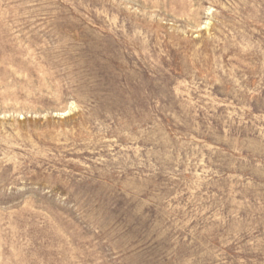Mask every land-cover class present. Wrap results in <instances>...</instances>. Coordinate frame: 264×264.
Here are the masks:
<instances>
[{
    "label": "rangeland",
    "instance_id": "1",
    "mask_svg": "<svg viewBox=\"0 0 264 264\" xmlns=\"http://www.w3.org/2000/svg\"><path fill=\"white\" fill-rule=\"evenodd\" d=\"M0 264H264V0H0Z\"/></svg>",
    "mask_w": 264,
    "mask_h": 264
}]
</instances>
